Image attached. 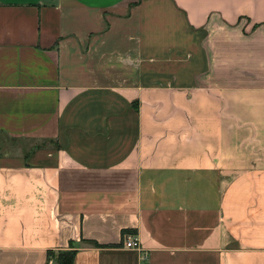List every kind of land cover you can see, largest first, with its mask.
Listing matches in <instances>:
<instances>
[{
	"label": "crops",
	"instance_id": "crops-1",
	"mask_svg": "<svg viewBox=\"0 0 264 264\" xmlns=\"http://www.w3.org/2000/svg\"><path fill=\"white\" fill-rule=\"evenodd\" d=\"M69 240L264 264V0H0V264Z\"/></svg>",
	"mask_w": 264,
	"mask_h": 264
},
{
	"label": "trees",
	"instance_id": "trees-1",
	"mask_svg": "<svg viewBox=\"0 0 264 264\" xmlns=\"http://www.w3.org/2000/svg\"><path fill=\"white\" fill-rule=\"evenodd\" d=\"M126 230H122L121 233L124 234ZM81 242L89 243L95 247H107L112 245H102L97 243L94 240L82 239L80 238ZM76 242L73 240H69L67 242V246L64 248L57 249L55 251L47 250V258L52 257L54 259V264H72L73 256L76 252Z\"/></svg>",
	"mask_w": 264,
	"mask_h": 264
},
{
	"label": "built area",
	"instance_id": "built-area-1",
	"mask_svg": "<svg viewBox=\"0 0 264 264\" xmlns=\"http://www.w3.org/2000/svg\"><path fill=\"white\" fill-rule=\"evenodd\" d=\"M120 245L123 248L138 249L139 241L134 234H123Z\"/></svg>",
	"mask_w": 264,
	"mask_h": 264
},
{
	"label": "rangeland",
	"instance_id": "rangeland-1",
	"mask_svg": "<svg viewBox=\"0 0 264 264\" xmlns=\"http://www.w3.org/2000/svg\"><path fill=\"white\" fill-rule=\"evenodd\" d=\"M156 79V78H155ZM164 79V78H163Z\"/></svg>",
	"mask_w": 264,
	"mask_h": 264
}]
</instances>
